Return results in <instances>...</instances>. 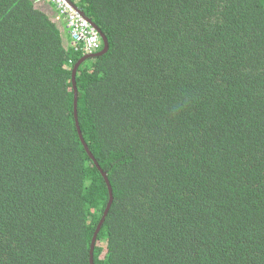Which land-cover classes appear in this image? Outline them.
I'll use <instances>...</instances> for the list:
<instances>
[{
  "label": "trees",
  "instance_id": "1",
  "mask_svg": "<svg viewBox=\"0 0 264 264\" xmlns=\"http://www.w3.org/2000/svg\"><path fill=\"white\" fill-rule=\"evenodd\" d=\"M69 1L76 107L53 3L0 0V264H90L98 167L93 264H264V4Z\"/></svg>",
  "mask_w": 264,
  "mask_h": 264
},
{
  "label": "built area",
  "instance_id": "2",
  "mask_svg": "<svg viewBox=\"0 0 264 264\" xmlns=\"http://www.w3.org/2000/svg\"><path fill=\"white\" fill-rule=\"evenodd\" d=\"M51 4L63 18L75 51L85 55L97 52L101 47L98 32L66 0H51Z\"/></svg>",
  "mask_w": 264,
  "mask_h": 264
},
{
  "label": "water",
  "instance_id": "3",
  "mask_svg": "<svg viewBox=\"0 0 264 264\" xmlns=\"http://www.w3.org/2000/svg\"><path fill=\"white\" fill-rule=\"evenodd\" d=\"M86 21H88V23L95 28V30L98 32L99 36H100V40H101V44H102V49L101 51L99 52H96L94 54H90V55H85L79 62H77L73 68V71H72V85L74 87V106L76 107V103H77V97H76V89H75V83H74V79H75V72L78 68V66L80 65V63L82 61H84L85 59H88V58H93V57H97V56H100V55H103L106 53L107 49H108V41L105 37V35L103 33H101V31L95 26V24L89 19L87 18L76 6H74L69 0H66ZM75 118H76V112H75ZM76 120V127H77V130H78V135H79V138H80V141L87 153V155L89 156V158L92 160V162L97 166V163L95 161V159L93 158L87 144H85V142L83 141V138H82V135L80 133V130H79V127H78V122H77V119ZM98 170L102 173V176L107 184V188H108V192H109V202L106 206V209H105V212L103 213V216H102V219L101 221L99 222L96 230H95V233L93 234V238L91 240V246H90V257H89V263L90 264H93V249H94V244H95V241H96V237H97V234L99 233L102 225H103V222H104V219L107 215V212L110 208V205H111V202H112V195H111V187L109 186V183L107 181V178H106V175L105 173H103L99 167H98Z\"/></svg>",
  "mask_w": 264,
  "mask_h": 264
},
{
  "label": "snow or ice",
  "instance_id": "4",
  "mask_svg": "<svg viewBox=\"0 0 264 264\" xmlns=\"http://www.w3.org/2000/svg\"><path fill=\"white\" fill-rule=\"evenodd\" d=\"M260 3H261V4H264V0H260Z\"/></svg>",
  "mask_w": 264,
  "mask_h": 264
},
{
  "label": "bare ground",
  "instance_id": "5",
  "mask_svg": "<svg viewBox=\"0 0 264 264\" xmlns=\"http://www.w3.org/2000/svg\"><path fill=\"white\" fill-rule=\"evenodd\" d=\"M48 1H50V2H52L51 0H48ZM94 28V27H93ZM95 29V28H94ZM96 53V52H95ZM92 54H94V53H92ZM85 55V54H84ZM90 55V54H89Z\"/></svg>",
  "mask_w": 264,
  "mask_h": 264
}]
</instances>
